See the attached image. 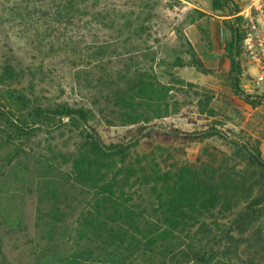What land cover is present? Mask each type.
<instances>
[{
    "label": "rangeland",
    "instance_id": "374dc122",
    "mask_svg": "<svg viewBox=\"0 0 264 264\" xmlns=\"http://www.w3.org/2000/svg\"><path fill=\"white\" fill-rule=\"evenodd\" d=\"M18 2L0 0V68L13 56L22 63L10 90L23 96L26 92L29 107L59 103L84 107L93 114L88 125L106 143L134 142L139 127L177 130L181 135L216 134L200 141L131 150L132 162L148 155L162 170L186 166L212 173L234 166L238 171L245 162L236 157V148L258 149L264 161V97H250L242 88L246 71L242 51L234 58L238 75L230 71L228 44L233 27L225 0H211L213 12L209 0H89L73 18L85 28L81 54L69 56L50 49L46 46L50 40L44 38L38 48L26 45L24 38L40 19L30 10L32 22L30 27L24 25ZM105 14L119 26L125 20L142 23L146 33L111 31L101 18ZM189 50L203 71L189 65ZM177 58L181 67L173 64ZM5 89L0 85V98L6 97ZM31 128V138L23 137L25 156L21 154L11 169L1 170L5 175L0 177V264H57L71 246L73 211L63 210L58 227L48 229L39 218L36 200L42 195L41 183L65 197L74 193L69 185H58V180L67 179L70 156L80 146V138L71 126L59 123L48 130ZM5 153L0 151V166ZM131 187L126 192L134 202L155 204L159 189L154 192L151 185L134 181ZM262 229L264 233V219Z\"/></svg>",
    "mask_w": 264,
    "mask_h": 264
},
{
    "label": "trees",
    "instance_id": "16d2710c",
    "mask_svg": "<svg viewBox=\"0 0 264 264\" xmlns=\"http://www.w3.org/2000/svg\"><path fill=\"white\" fill-rule=\"evenodd\" d=\"M18 1L24 25L30 27L33 19L30 10L33 15L37 12L40 19L32 26L33 33L24 38L26 45L38 48L39 44L44 45V38L50 40L46 46L57 53L81 54L85 28L74 23L73 18L85 10L89 0ZM101 18L111 31L123 29L133 36L146 33L142 23L136 25L125 20L119 26L109 15ZM232 27L228 44L230 71L238 75L234 58L242 51L241 36ZM174 33L181 41L179 30ZM187 47L190 49L188 42ZM188 54L189 65L203 71L192 50ZM173 64L182 66L178 58ZM22 66L13 56L0 68V85L6 88V97L0 98V151L6 150L0 177L5 175L2 169H11L21 154L25 156L22 147L31 138L32 126H38L39 130H48L55 123L71 126L81 142L70 156L67 179L58 180V185H69L74 193L65 197L41 183L42 195L36 200L38 217L48 229L58 227L63 210L74 213L71 246L67 256L57 264H264V161L258 149L236 148V157L245 162V167L238 171L234 166L212 173L186 166L162 170L148 155L137 156L132 162L131 150L141 145L151 148L153 144L161 146L179 140L200 141L216 134L181 135L177 130L145 131L139 127L134 130V142L106 143L88 125L93 117L90 110L66 103L29 107L26 92L24 97L11 91V81L17 79L16 69ZM232 84L238 92L235 78ZM245 99L251 100L248 96ZM133 181L141 186L151 185L154 192L159 189L154 205L134 202L126 192Z\"/></svg>",
    "mask_w": 264,
    "mask_h": 264
},
{
    "label": "built area",
    "instance_id": "2783aa9c",
    "mask_svg": "<svg viewBox=\"0 0 264 264\" xmlns=\"http://www.w3.org/2000/svg\"><path fill=\"white\" fill-rule=\"evenodd\" d=\"M232 26L241 36L244 80L242 88L250 96L264 97V0H225Z\"/></svg>",
    "mask_w": 264,
    "mask_h": 264
},
{
    "label": "crops",
    "instance_id": "0c3cea01",
    "mask_svg": "<svg viewBox=\"0 0 264 264\" xmlns=\"http://www.w3.org/2000/svg\"><path fill=\"white\" fill-rule=\"evenodd\" d=\"M208 6H209V10H210L211 12H213V10H212V6H211V0H209ZM221 18H222V17H221ZM223 19H224V18H223Z\"/></svg>",
    "mask_w": 264,
    "mask_h": 264
}]
</instances>
